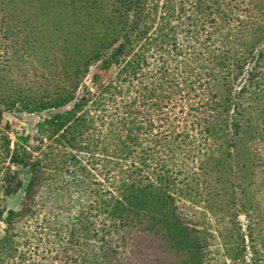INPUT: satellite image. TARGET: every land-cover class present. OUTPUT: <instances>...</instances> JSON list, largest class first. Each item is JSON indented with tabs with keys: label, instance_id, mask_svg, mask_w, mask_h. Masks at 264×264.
I'll list each match as a JSON object with an SVG mask.
<instances>
[{
	"label": "trees",
	"instance_id": "16d2710c",
	"mask_svg": "<svg viewBox=\"0 0 264 264\" xmlns=\"http://www.w3.org/2000/svg\"><path fill=\"white\" fill-rule=\"evenodd\" d=\"M67 1L86 10L96 3L0 0V30L21 5ZM110 1L109 37L63 60L58 85L41 90L46 101L21 100L22 112L46 113L36 134L2 127L0 109V264H126L148 238L186 247L187 203L207 167L264 160V0ZM5 57L0 107L10 96L13 110L8 90L22 86L5 75ZM47 171L62 188L39 201ZM51 235L57 253L42 258Z\"/></svg>",
	"mask_w": 264,
	"mask_h": 264
},
{
	"label": "rangeland",
	"instance_id": "374dc122",
	"mask_svg": "<svg viewBox=\"0 0 264 264\" xmlns=\"http://www.w3.org/2000/svg\"><path fill=\"white\" fill-rule=\"evenodd\" d=\"M5 1L7 7L12 6L8 0ZM95 1L87 10L80 5L73 6L69 1L60 6L43 7L40 11L27 3L19 6L13 22L0 30V55L6 56L2 66L4 73L22 86L18 87L21 93L8 90L7 95L16 101L13 110L6 109V106H13L10 96L2 99V127L8 125L15 132L26 135L39 131V124L43 125L46 113H38L35 107L22 112L21 100L46 101L47 94L41 90L50 81L52 86L58 85L54 81L59 79L63 60L76 56L97 38L108 36L111 1ZM36 16L40 20L32 21ZM85 35L88 41H84ZM260 72L258 104L264 107V68ZM258 124L264 128V115L259 116ZM42 130H46V136L53 132L50 128ZM10 136L14 140L12 131ZM258 142L264 158V139ZM247 157V154L243 156L244 159ZM205 173L207 182L200 194L195 191L187 203L190 210L188 221L192 222L193 232L186 240V247L181 244L173 246L160 238H148L145 242L147 247L139 249V254L126 264H264V160L259 166H232L231 171L227 166H208ZM48 174L49 171L44 175L47 182H42L39 201L57 197L49 191L62 188L60 176L50 177ZM25 180L27 184L30 176L25 175ZM19 197L9 201L8 207L16 209ZM3 229L0 221V237ZM44 239L51 247L38 254L42 258H53L57 253L53 246L55 239L53 235L44 236ZM44 260L47 264H60L58 258Z\"/></svg>",
	"mask_w": 264,
	"mask_h": 264
}]
</instances>
